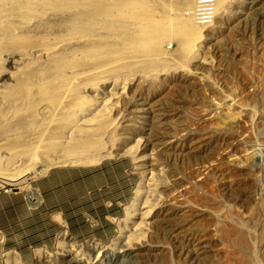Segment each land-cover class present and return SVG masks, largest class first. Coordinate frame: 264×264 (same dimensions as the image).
<instances>
[{"label":"rangeland","instance_id":"374dc122","mask_svg":"<svg viewBox=\"0 0 264 264\" xmlns=\"http://www.w3.org/2000/svg\"><path fill=\"white\" fill-rule=\"evenodd\" d=\"M150 1L169 15L180 10L187 15L192 7H180L178 0ZM36 6L45 12L13 30H36L55 38L48 44L57 42L67 14L53 5ZM216 12L214 22H196L203 27L195 58L181 56L177 41L168 39L166 60L156 69L106 73L90 83L98 97L94 102L108 106L103 113L108 123L101 130L105 151L113 155L88 165L60 161L47 170L62 169L64 181L78 165L128 167L133 191L120 211L99 223L88 217L82 237L55 216L57 234L46 249L23 252L3 240L0 264H67L66 254L73 253L77 260L97 258L100 264H264V0H227ZM96 31L120 38L114 29ZM76 41L69 35L66 43ZM23 52L19 59L18 50L0 51V90L15 83L18 70L45 58L40 53L32 63L35 52ZM39 110L42 119L46 112ZM120 173L118 168L112 174ZM41 176L31 177L29 184L38 189ZM150 176L156 190L141 214L124 220L138 187L148 189ZM27 184L0 181V221L33 223V204L26 209L21 204V199L28 203ZM60 194L58 189L51 197ZM100 224L103 232L90 233Z\"/></svg>","mask_w":264,"mask_h":264},{"label":"bare ground","instance_id":"6f19581e","mask_svg":"<svg viewBox=\"0 0 264 264\" xmlns=\"http://www.w3.org/2000/svg\"><path fill=\"white\" fill-rule=\"evenodd\" d=\"M226 1L195 0L192 5L193 0H178L180 7H192L186 8L187 15L181 10L169 15L159 13L150 0H0V51L10 54L18 50L19 59L25 49L34 51L32 63L37 62V55L45 53L41 63L18 70L15 83L0 90V181L27 182L30 197L35 198L37 189L28 180L44 174L57 162L88 165L113 155L105 151L101 130L108 123L103 115L108 106L105 101L101 105L94 102L98 97L89 84L93 86L106 73L156 69L166 60L163 44L168 39L177 41L181 56L195 58L203 27L197 23L214 22L216 10ZM39 3L67 14L66 30L53 44L48 42L55 38L36 30H13L23 29L34 15L45 12L36 6ZM27 4L32 6L25 8ZM100 27L117 30L120 38L99 34L96 28ZM69 35L77 41L66 43ZM14 74L11 71L10 76ZM88 89L95 93H88ZM40 106L46 112L42 119ZM152 178L146 191L138 187L124 220L132 221L135 214L142 213L149 193L156 190ZM124 229L125 222L120 230ZM66 257L67 264H100L97 258L83 256L77 260L74 253Z\"/></svg>","mask_w":264,"mask_h":264},{"label":"crops","instance_id":"0c3cea01","mask_svg":"<svg viewBox=\"0 0 264 264\" xmlns=\"http://www.w3.org/2000/svg\"><path fill=\"white\" fill-rule=\"evenodd\" d=\"M78 166L81 167L76 169V173L67 175L64 181L61 178L62 169L39 175L41 177L37 185L41 196L36 188L38 197L32 198L29 193L28 203L21 199L24 209L33 204L37 217L33 219V223L26 224L21 220L13 222L7 218L0 221L5 243L23 252L36 250L37 246L46 249L53 241V235L57 234L54 232L55 216L59 223L66 221L70 232L76 237H82L89 228L86 223L88 217L91 216L90 218L99 223L103 217L107 218L120 211L133 191V174L128 167H119L120 164L117 163H102L90 168ZM118 168L120 175L113 176L112 173ZM58 189L61 194L53 199L51 196ZM32 200H37V203ZM97 211H101V215ZM89 226L92 227L93 224L90 223ZM102 227L100 224L96 230L90 229V233H101L104 230H100ZM65 231L64 235L67 234V230Z\"/></svg>","mask_w":264,"mask_h":264},{"label":"built area","instance_id":"2783aa9c","mask_svg":"<svg viewBox=\"0 0 264 264\" xmlns=\"http://www.w3.org/2000/svg\"><path fill=\"white\" fill-rule=\"evenodd\" d=\"M212 7H213V6H212ZM212 7H211V8H212ZM211 8H210V9H211ZM0 236H2V242H3L4 237H3V232H2L1 230H0Z\"/></svg>","mask_w":264,"mask_h":264}]
</instances>
